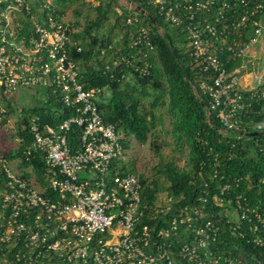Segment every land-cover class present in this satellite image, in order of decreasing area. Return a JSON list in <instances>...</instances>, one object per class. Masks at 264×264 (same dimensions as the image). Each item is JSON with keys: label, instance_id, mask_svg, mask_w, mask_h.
Segmentation results:
<instances>
[{"label": "built area", "instance_id": "2783aa9c", "mask_svg": "<svg viewBox=\"0 0 264 264\" xmlns=\"http://www.w3.org/2000/svg\"><path fill=\"white\" fill-rule=\"evenodd\" d=\"M138 1L181 29L195 65L211 77L200 87L209 93L211 107L219 109L223 133L238 129L240 90L264 83V72L248 70V51L264 33L262 17L255 18L262 13L263 2ZM122 2L128 11H137L132 0ZM240 5L243 10L238 12ZM125 22L134 26L125 45L132 52L112 54V64L123 62L145 73L146 58L154 51L148 29L134 13ZM248 28L253 35L241 38ZM69 33L68 21L56 11L54 0H0V97L8 98L20 87H51L73 110L55 126L40 124L33 117L32 139L22 152L26 159L41 156L52 195H46L33 176L20 174L13 166L18 158L0 153V264H52L54 259L59 264H173L177 260L202 264L207 243L217 231L211 221L192 228L193 233H187L191 239L183 242L174 241L175 218L156 237L146 224L137 225L142 215L140 181L133 173L110 172L113 162L125 160V149L117 129L99 111V88H85L79 79L70 48L80 51L81 47ZM227 50L241 60L231 69L226 65L228 57L220 56ZM104 52L101 49L98 56ZM136 61H142V66ZM249 75L255 85L242 87L239 79ZM5 111L0 104V119ZM73 125L80 127L76 143L67 138ZM263 127V122L255 124L256 130ZM231 215L235 221L252 220L250 228L264 230V215L256 208L240 206Z\"/></svg>", "mask_w": 264, "mask_h": 264}, {"label": "trees", "instance_id": "16d2710c", "mask_svg": "<svg viewBox=\"0 0 264 264\" xmlns=\"http://www.w3.org/2000/svg\"><path fill=\"white\" fill-rule=\"evenodd\" d=\"M73 1L54 0L56 11L63 16ZM96 1L97 5L93 6L95 14L86 20L81 31L74 30L77 21L68 22L71 39L81 47L80 51L70 48V55L78 66L79 79L85 88H99V111L103 119L117 129L125 150L130 136L140 143L147 141L148 135L154 133L158 119L155 110L164 107L173 140L185 152L182 166L170 160L159 170L167 183L165 186L148 181L143 174H135L125 160L113 162L111 174L114 171L133 173L140 181L142 215L137 225L146 224L150 234L156 237L175 218L178 234L174 241L183 242L191 239L192 235L187 233H193L192 228L211 221L217 226V231L207 243L202 264H264V230L250 228L254 224L252 220L235 221L231 217L244 205L256 208L264 215V127L260 130L255 128L256 123H264V97L261 96L264 83L256 88L240 90L242 108L236 116L238 129L223 133L219 109L211 107L209 93L200 87L201 81L210 82L211 77L195 65L181 29L164 21L149 5L138 0L132 1L152 16L153 23L139 11H128L125 7L117 13L113 8L117 0ZM255 1L263 2L262 13L255 18L262 17L264 21V0ZM242 10L241 5L237 6L238 12ZM133 13L139 23L147 27L154 45V51L146 58L149 66L145 73L135 71L123 62L112 64L115 54L129 55L132 52L125 45L134 26L126 24L125 19ZM75 14L80 12L76 10ZM111 15H114L112 24L105 31L100 30ZM23 23L28 26L27 20ZM165 33L169 35L179 61L172 54ZM252 35L248 28L241 38L248 39ZM101 49L105 52L100 58ZM230 55L229 50L220 55L222 59L228 57V69L241 62L240 58ZM136 63L143 64L142 61ZM35 92L34 103L21 107L14 129L10 131L11 137L18 140L16 146L0 153L8 159L18 158L20 174L25 178L33 176L44 193L52 195L44 179L45 166L41 156L37 154L26 159L22 152L32 139L29 126L33 117L36 116L40 124L55 126L68 118L73 110L61 101L58 90L35 87ZM0 102L6 108L4 117L0 119L1 127L12 106L9 97H0ZM252 131L262 132L245 135ZM79 132L80 127L73 125L67 135L68 142L76 143ZM28 167H31V172ZM161 190L166 191L167 201L157 206V194ZM256 239L260 241L257 243ZM52 264L59 263L54 259ZM173 264L195 263L177 260Z\"/></svg>", "mask_w": 264, "mask_h": 264}, {"label": "rangeland", "instance_id": "374dc122", "mask_svg": "<svg viewBox=\"0 0 264 264\" xmlns=\"http://www.w3.org/2000/svg\"><path fill=\"white\" fill-rule=\"evenodd\" d=\"M113 5L117 13L123 11L124 4L122 0H117ZM96 0H74L65 9L64 18L68 22H78L74 30L81 31L84 23L89 18L94 16L93 6L97 5ZM80 12L79 15L75 11ZM114 15L104 23V27L100 30L105 31L109 25L112 24ZM248 70L251 73L264 72V33L259 38V43L248 51ZM242 87L250 88L255 85L252 75L243 76L239 79ZM35 88H17L9 93V100L11 102L12 111L6 117V122L0 127V152L6 153L17 144V139L11 137L10 131L14 129L17 116L20 113L22 106H30L34 103L36 92ZM1 103V102H0ZM147 106V103L144 102ZM157 122L155 125L154 133L149 134L145 143L138 142L133 136L129 137V146L125 150V162L128 167L133 169L135 174H143L148 181H156L161 186L167 183L164 181L163 176L159 170L162 165L170 160L175 161L178 165L182 166L185 161V152L180 150L174 140L170 131V121L166 114L165 108L160 107L155 110ZM152 141L155 143L153 144ZM16 165V166H15ZM17 167V162L13 164ZM167 194L165 190H161L157 194L156 205L160 206L166 203Z\"/></svg>", "mask_w": 264, "mask_h": 264}, {"label": "water", "instance_id": "95a60500", "mask_svg": "<svg viewBox=\"0 0 264 264\" xmlns=\"http://www.w3.org/2000/svg\"><path fill=\"white\" fill-rule=\"evenodd\" d=\"M135 9L137 11H139L140 13L144 14L145 16L148 17V19L153 23L154 20L152 18V16L150 14H148L141 6L139 5H136L135 6ZM165 38L167 39L168 41V44H169V47H170V50L172 52V54L174 55V57L176 58L177 61H179V58H178V54H177V51L175 50L170 38H169V35L167 33L164 34ZM262 131H252V132H247L245 133L246 136H250V135H255V134H259L261 133Z\"/></svg>", "mask_w": 264, "mask_h": 264}, {"label": "crops", "instance_id": "0c3cea01", "mask_svg": "<svg viewBox=\"0 0 264 264\" xmlns=\"http://www.w3.org/2000/svg\"><path fill=\"white\" fill-rule=\"evenodd\" d=\"M34 94H35V91H34Z\"/></svg>", "mask_w": 264, "mask_h": 264}]
</instances>
